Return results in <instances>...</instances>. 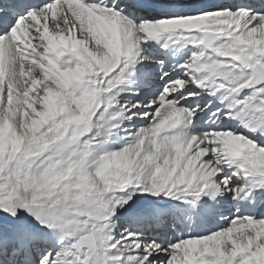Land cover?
Wrapping results in <instances>:
<instances>
[{
    "label": "snow or ice",
    "instance_id": "1",
    "mask_svg": "<svg viewBox=\"0 0 264 264\" xmlns=\"http://www.w3.org/2000/svg\"><path fill=\"white\" fill-rule=\"evenodd\" d=\"M0 264H264V0H0Z\"/></svg>",
    "mask_w": 264,
    "mask_h": 264
}]
</instances>
